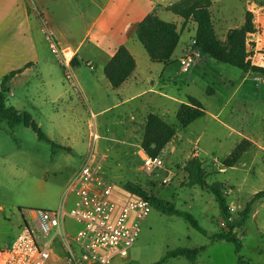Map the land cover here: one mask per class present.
<instances>
[{"label": "rangeland", "instance_id": "rangeland-1", "mask_svg": "<svg viewBox=\"0 0 264 264\" xmlns=\"http://www.w3.org/2000/svg\"><path fill=\"white\" fill-rule=\"evenodd\" d=\"M34 1L38 2L20 0L11 14L6 13L8 6L0 5V84L4 74L32 63L8 84L6 104L28 113L58 148L39 140L31 128H10L0 122V246H9L16 239L23 213L33 209L72 210L74 195L64 203L67 186L79 168L82 153L92 151L90 136L95 130L99 136L94 146L96 163L107 179L120 188L133 183L172 203L176 210L191 215L203 230L200 233L181 217L164 215L151 205L127 257L113 264H155L167 253L182 249L200 252L193 261L178 257L165 259L163 264H239V258L241 264H264V200L253 204L245 225L236 230L238 251L232 243L213 239L228 232L215 197L199 186H185L187 164L199 155L206 182L224 184L232 222L253 195L264 190V77L250 73L252 77L242 81L244 72L204 54L185 67L181 60L192 56L184 49L195 37L196 26L192 21L184 26L178 16L161 12L158 18L175 24L180 39L167 66L152 64L134 40L142 56L135 54L138 69L146 76L138 87L145 94L132 104L139 107L135 120L119 111L94 117L92 113L99 108L88 90L92 98L96 89L103 92V82L96 81L102 77L100 68L91 71L84 62L74 66L73 61L76 87L46 45L39 44L43 37L38 27L33 32L36 54L24 48V40L18 35L23 20L19 12L21 8L33 9ZM261 6L262 0H224L218 5L222 27H216L217 21L215 31L221 36V28L225 34L229 28L241 26L246 12L253 13L255 19L263 13ZM212 12L217 17L215 8ZM188 96L202 104L205 116L182 128L176 113ZM146 114L159 116L176 131L173 143L159 156L162 167L150 174L145 172L139 149L142 115ZM131 128L137 145L127 148L117 144L115 140L126 139ZM243 139L249 140L251 147L235 167L224 168L222 161ZM65 227L74 233L78 225L67 217Z\"/></svg>", "mask_w": 264, "mask_h": 264}, {"label": "trees", "instance_id": "trees-1", "mask_svg": "<svg viewBox=\"0 0 264 264\" xmlns=\"http://www.w3.org/2000/svg\"><path fill=\"white\" fill-rule=\"evenodd\" d=\"M211 0H181L180 2L166 7V11L179 16L183 21H192L196 25L195 37L191 48L198 53L204 54L213 60L241 70L244 73L264 77V68L251 64L250 58L253 53V44L249 42V37L255 34L254 15L251 12L245 13V22L239 28L228 30L225 41H221L213 27L211 13ZM135 37L146 52L150 62L154 64H166L172 59V56L178 46L180 33L175 24L160 20L154 13L144 17L137 25ZM136 67L131 54L121 47L106 63L104 75L112 89H118L131 76ZM21 70L11 71L4 75L0 84V122H5L8 127L13 128L18 125L31 128L39 140L50 144L52 148H58L41 132L39 127L26 112H19L14 108L7 106L6 95L9 92L8 84ZM205 116V110L202 104L194 97L188 96L187 102L180 104L176 113V119L180 127L186 128L194 121ZM175 129L162 120L159 116L149 114L144 123V130L141 139V150L152 159L160 156L166 145L175 136ZM251 147L247 139L238 143L235 149L222 161L224 168L235 167L242 156ZM187 183L185 186H199L212 194L218 204L221 215L226 222L227 233H220L213 236L214 240H222L232 243L237 250L240 249L239 239L236 230L242 228L252 212V206L255 202L264 200V190L256 193L238 213L235 221H229L231 218L230 208L225 195L224 184L206 182V174L202 163L198 158H193L186 167ZM124 189L133 193L156 207L164 215H176L189 223L195 230L203 233L196 220L188 213L176 210L175 206L165 200H161L147 193L139 186L128 183ZM200 250H176L166 254L165 258L155 264H163L165 259L183 257L188 260H195ZM242 258H239V264Z\"/></svg>", "mask_w": 264, "mask_h": 264}, {"label": "built area", "instance_id": "built-area-1", "mask_svg": "<svg viewBox=\"0 0 264 264\" xmlns=\"http://www.w3.org/2000/svg\"><path fill=\"white\" fill-rule=\"evenodd\" d=\"M261 10L264 12V0ZM50 52L64 68L71 85L77 87L71 67L75 52L54 42L50 43ZM187 52L193 57L187 55L181 60L185 67L200 58L192 48ZM90 137L92 151L85 155L67 186L65 200L70 195L75 197L72 210L33 209L23 213L16 239L9 246H0V264H113L127 257L151 206L101 173L94 153L99 137L95 130ZM143 163L147 174L163 165L159 157L145 156ZM67 217L78 225L74 233L65 227Z\"/></svg>", "mask_w": 264, "mask_h": 264}, {"label": "crops", "instance_id": "crops-1", "mask_svg": "<svg viewBox=\"0 0 264 264\" xmlns=\"http://www.w3.org/2000/svg\"><path fill=\"white\" fill-rule=\"evenodd\" d=\"M180 1L181 0H38L37 3L34 1L33 9H20L19 16H23V20L21 26L18 28V35L24 40V48L29 53L36 54L35 48L37 44L33 37V32H37L36 28L38 27V32H40V36L42 35L43 37L40 38L39 44L46 45L49 51L50 43L54 42L60 48L69 47L75 52L76 55L73 60L74 66H77L79 61H81L84 62L86 67L91 71H97V69L100 68L102 77H96V81L98 82L101 80V82H103V92L99 89L95 90V88H93L95 91H93L92 98V91L88 90L89 97H91L93 102L98 105L97 107L99 108L96 113H92L94 117L113 111H119L120 115H125L126 117L135 120V113L139 111V107H132V104L137 102L145 94V90H140L138 87L142 83L143 77H146L142 72H139L135 57V54L142 57L136 45L133 43L134 40H136V27L147 15L154 13L158 17L161 12H169L165 10L166 7ZM223 1L224 0H211L210 6L211 19L213 17V8H215L217 14V17H213V27L215 25L214 23H217L218 21L219 25L217 24L216 27L219 29L222 27V19L220 18L218 5ZM17 2H20V0H0V5L8 6L6 13L11 14L17 8ZM31 16L33 18H31ZM188 22H186V24ZM244 22L245 13L243 24ZM186 24L184 26H186ZM254 27L255 34L248 39L249 42L254 45L250 61L252 65L264 68V12L255 17ZM230 29L233 28H229L228 30ZM228 30L223 34L224 32L221 28V36L216 31L215 32L221 41H225ZM69 43L73 46H70ZM192 43L193 39L191 44ZM61 44H63V46H61ZM191 44L188 46V49L191 48ZM121 47H124L131 54L136 67L131 76L120 88L112 89L105 78L104 67L109 59L112 58ZM187 50L184 49L185 52H187ZM199 55L201 59L203 54L199 53ZM31 64L32 63L26 65L22 69L24 70ZM159 65L167 66L165 64ZM159 75L160 74H157V77ZM251 77L252 75L250 73H243L242 81L248 80ZM77 85L79 86L78 83ZM101 102H108V104ZM148 115L149 114H146L145 116L142 115L143 125ZM132 130L133 129L131 128V130L126 131L128 134L126 139L115 140L117 144L127 148L132 147L134 144L137 145ZM142 135L140 136L139 145L141 144ZM174 138H176V134L167 145L172 144ZM139 149L142 153V157H145L146 155L141 150V147ZM87 153L88 151L82 153L79 167ZM198 156L199 155H194L193 157L198 158ZM64 203L66 204L65 199Z\"/></svg>", "mask_w": 264, "mask_h": 264}]
</instances>
